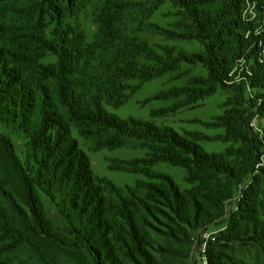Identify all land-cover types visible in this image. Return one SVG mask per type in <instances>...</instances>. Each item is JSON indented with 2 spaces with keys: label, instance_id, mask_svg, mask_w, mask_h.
<instances>
[{
  "label": "trees",
  "instance_id": "16d2710c",
  "mask_svg": "<svg viewBox=\"0 0 264 264\" xmlns=\"http://www.w3.org/2000/svg\"><path fill=\"white\" fill-rule=\"evenodd\" d=\"M166 1L0 0L11 14L0 30V264H193L195 240L255 171L264 147L250 128L258 102L244 85L227 84L256 41L242 20L246 0H168L176 20L164 27L151 19ZM86 22L94 25L90 40ZM198 65L206 73L193 74ZM254 70L264 99V65ZM166 73L185 82L158 95L174 103L153 116L226 91L224 113L211 126L224 128L231 146L208 153L201 134L107 110ZM74 129L92 151L146 149L145 157L116 159L111 168L147 180L121 187L96 177ZM160 162L184 167L191 186L181 189L155 171ZM258 172L209 242L210 264H264V167ZM41 193L67 227L48 218Z\"/></svg>",
  "mask_w": 264,
  "mask_h": 264
},
{
  "label": "rangeland",
  "instance_id": "374dc122",
  "mask_svg": "<svg viewBox=\"0 0 264 264\" xmlns=\"http://www.w3.org/2000/svg\"><path fill=\"white\" fill-rule=\"evenodd\" d=\"M173 12L174 10L172 11L170 1L167 0L159 7L151 21L167 27L176 20L175 15H172ZM8 15L11 14L4 11V8H0V30L2 27L1 25L5 27V23L10 26V21L7 19ZM242 20L250 26L247 36H254L256 41L251 45L249 51L236 63L232 70H230V79L227 80V84L244 85L247 98L257 100L258 103L256 107L251 108V120L255 114L258 113L261 127L264 130V113L262 110L264 99L258 96L260 88H255L253 86V84H256V80H258L256 79L258 73L254 70L255 63L258 62V64L264 65V62L261 61V58L264 59V54L261 53L260 47L261 43L264 45V0H246L242 11ZM86 24L90 40L93 37L94 25L90 22H86ZM3 27L2 29L6 30ZM11 30L13 29L8 28L9 32H11ZM157 41L160 42L161 39L159 38ZM177 43L184 45L191 52H195L199 49V44L196 41H179ZM187 67V64H183L182 66L183 69ZM192 73L204 74L206 70L201 65H198L193 68ZM174 77H176V74L166 73L149 82H144L141 87L135 91L128 102H125L119 107L107 106L106 108L110 113L120 118L147 120L157 125L165 124L176 130L179 134H186L187 132L201 134L202 137L199 139V142L208 153L223 152L227 146H231L232 144L222 139L221 136L225 133L224 128L211 125L216 118L224 113L223 104L227 100L228 92L221 90L210 97L208 96L201 104L191 108L187 107L169 115L153 116L154 111L167 106L170 107L174 103L172 99L158 97L162 91L170 90L185 82V78L175 80ZM238 79L240 81H238ZM248 85L251 87L254 98L249 96L250 92L248 91ZM73 136L79 140V146L89 156L92 162L91 168L96 177L109 179L121 187L133 186L140 179L147 180L145 174L141 172H124L111 168V164H113V161L116 159L132 161L137 158L145 157L147 155L146 149L120 147L115 149L102 148L97 151H92L89 149L90 142L84 139L75 129L73 130ZM260 163L262 164L258 167ZM260 163L256 165L255 171L249 174L240 184L234 198L226 203L227 208L223 217L203 230L210 232L220 231L228 226L230 217L239 207V203L246 188L252 184L253 178L259 174L258 170L264 167V147L262 149ZM153 169L171 176L179 184L181 189H188L191 186L190 183L187 182V170L184 167L160 162L154 165ZM41 198L44 202L45 212L55 226L61 227V229L67 227V221L61 216L53 200L44 193H41ZM200 249H202L201 239L198 241L196 239L190 251V259L193 264H200Z\"/></svg>",
  "mask_w": 264,
  "mask_h": 264
},
{
  "label": "built area",
  "instance_id": "2783aa9c",
  "mask_svg": "<svg viewBox=\"0 0 264 264\" xmlns=\"http://www.w3.org/2000/svg\"><path fill=\"white\" fill-rule=\"evenodd\" d=\"M260 47H261V53L264 54V45L262 43L260 44ZM261 61H264V59L261 58ZM238 81H240V80L238 79ZM247 87H248V91L250 92L249 96H251V98H254V95L252 94V91H251V87L249 85ZM250 128L253 131H255L257 134H259L261 137H263L264 130L261 127L258 113L255 114V116L250 121ZM261 164L262 163H260L258 165V167ZM217 233H218V231H213V232L211 231L210 232V231L203 230L202 233L200 234V236L198 237L197 241L201 239V245H202V249H200V251H201L200 264H210L207 249L209 246V242L214 241L216 239Z\"/></svg>",
  "mask_w": 264,
  "mask_h": 264
}]
</instances>
